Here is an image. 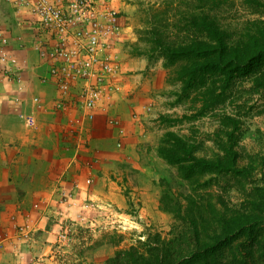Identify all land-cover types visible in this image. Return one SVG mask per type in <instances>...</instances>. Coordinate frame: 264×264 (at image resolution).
<instances>
[{
    "label": "rangeland",
    "instance_id": "rangeland-1",
    "mask_svg": "<svg viewBox=\"0 0 264 264\" xmlns=\"http://www.w3.org/2000/svg\"><path fill=\"white\" fill-rule=\"evenodd\" d=\"M109 5L118 71L91 117L78 88L62 108L43 78L35 45L50 33L0 26V264H106L155 234L194 247V232L223 248L220 264H264V57L229 76L189 50L205 38L193 15L212 14L235 43L264 26V0ZM181 148L188 159L171 162Z\"/></svg>",
    "mask_w": 264,
    "mask_h": 264
},
{
    "label": "built area",
    "instance_id": "built-area-1",
    "mask_svg": "<svg viewBox=\"0 0 264 264\" xmlns=\"http://www.w3.org/2000/svg\"><path fill=\"white\" fill-rule=\"evenodd\" d=\"M16 9L28 11L50 35V42H36L35 49L46 62L44 79L56 83L65 108L68 95L78 88L79 102L91 117L105 101L118 71L112 47L120 31L116 11L109 0H8ZM0 40L6 41L0 30ZM0 59L6 54L0 49ZM15 61V58H12ZM33 124L32 114L25 116Z\"/></svg>",
    "mask_w": 264,
    "mask_h": 264
},
{
    "label": "trees",
    "instance_id": "trees-1",
    "mask_svg": "<svg viewBox=\"0 0 264 264\" xmlns=\"http://www.w3.org/2000/svg\"><path fill=\"white\" fill-rule=\"evenodd\" d=\"M248 1L259 2L260 0ZM192 18L193 26L204 31L205 38H194L189 50L194 56H208L205 67L209 71H220L232 76L231 74L238 69H249L253 64V57H264V26L260 24L262 22L258 23L259 26L253 32L240 35L238 41L234 43L227 39L226 30L212 14H195ZM180 152L182 154L171 149L165 151L171 162L188 159L189 151L181 148ZM197 161L203 162L209 168L230 167L229 162L221 158L216 160L199 158ZM167 209L170 210V208ZM233 222H235L234 219ZM232 231L233 229L225 230L227 236L229 234L232 236ZM194 234V247H183L176 244L174 239H164L159 234L148 236L142 242L143 247L131 245L128 248L118 249L108 258L106 264H220L218 257L223 248L209 239L201 241L199 234L196 232Z\"/></svg>",
    "mask_w": 264,
    "mask_h": 264
},
{
    "label": "crops",
    "instance_id": "crops-1",
    "mask_svg": "<svg viewBox=\"0 0 264 264\" xmlns=\"http://www.w3.org/2000/svg\"><path fill=\"white\" fill-rule=\"evenodd\" d=\"M5 1L6 0H0V26H2L3 28H6L8 25H11V24L15 25L16 27L13 30L15 33L20 32L21 28L24 26H27L29 28H33L32 25L35 27L38 26L37 20L28 11L18 10L10 2H8V1L5 2ZM34 33H35V30H34ZM39 65L40 64L36 63V65L29 67V70H34L36 72L43 71V69L41 70L40 68H38ZM33 81L34 80L30 81V85L32 86V88L35 87L38 89L36 91H40L39 89H41V87H39L38 85H35V81L34 82ZM34 126H37L36 119L34 121ZM45 134L46 133H44L43 135H45ZM39 136H40V134L37 136V138ZM0 145H2V142H0ZM0 149H2V147ZM12 161L13 160L11 159V162ZM0 162H1V160H0Z\"/></svg>",
    "mask_w": 264,
    "mask_h": 264
}]
</instances>
